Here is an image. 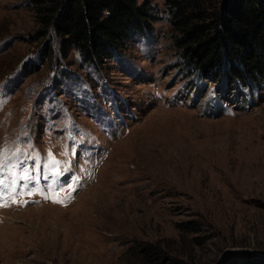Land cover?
Listing matches in <instances>:
<instances>
[{"label": "rangeland", "instance_id": "374dc122", "mask_svg": "<svg viewBox=\"0 0 264 264\" xmlns=\"http://www.w3.org/2000/svg\"><path fill=\"white\" fill-rule=\"evenodd\" d=\"M25 1L0 0V192L27 201L0 207V264L264 249V81L185 60L162 0L150 32L95 64L60 58Z\"/></svg>", "mask_w": 264, "mask_h": 264}, {"label": "trees", "instance_id": "16d2710c", "mask_svg": "<svg viewBox=\"0 0 264 264\" xmlns=\"http://www.w3.org/2000/svg\"><path fill=\"white\" fill-rule=\"evenodd\" d=\"M25 2L32 11L36 33L43 36L51 29L56 36L60 58L73 50L84 63L109 60L126 48L131 36L153 29L154 7L147 0ZM162 4L171 42L185 60L204 72L207 66L221 68L226 76L237 71L243 85L264 81V0H162ZM193 56L196 58L191 59ZM181 225L183 233L198 230L193 220ZM176 251L140 242L132 255L140 264H194L191 253L183 257ZM219 263L264 264V249L229 252Z\"/></svg>", "mask_w": 264, "mask_h": 264}, {"label": "snow or ice", "instance_id": "6c2138e0", "mask_svg": "<svg viewBox=\"0 0 264 264\" xmlns=\"http://www.w3.org/2000/svg\"><path fill=\"white\" fill-rule=\"evenodd\" d=\"M25 175L26 174L22 173L21 178L22 179L25 178ZM3 183H4V180L0 179V185H3ZM71 190H72V186L69 185V191H71ZM24 194L25 193H20L19 195H24ZM26 194L28 196L33 195V193L31 191L27 192ZM45 198L53 199L55 202H58V203H63V199L61 198L60 194L56 193V192H52L50 195H46ZM9 202H11V203H26L27 201H24L22 199H18L16 194L8 196L5 193L0 192V207L8 206Z\"/></svg>", "mask_w": 264, "mask_h": 264}]
</instances>
